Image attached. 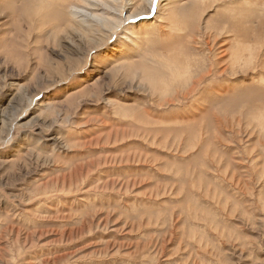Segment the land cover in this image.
<instances>
[{
	"label": "rangeland",
	"instance_id": "1",
	"mask_svg": "<svg viewBox=\"0 0 264 264\" xmlns=\"http://www.w3.org/2000/svg\"><path fill=\"white\" fill-rule=\"evenodd\" d=\"M0 264H264V0H0Z\"/></svg>",
	"mask_w": 264,
	"mask_h": 264
},
{
	"label": "bare ground",
	"instance_id": "2",
	"mask_svg": "<svg viewBox=\"0 0 264 264\" xmlns=\"http://www.w3.org/2000/svg\"><path fill=\"white\" fill-rule=\"evenodd\" d=\"M71 7H72V6H71ZM73 8H74V7H73ZM76 9H77V8H76ZM76 9H75V10H76ZM77 13H79L78 10H77ZM75 16H76V15H75ZM81 16L83 17V14H81ZM129 17H132V16L130 15ZM89 20H90V19H89ZM77 24H78V23H77ZM95 31H96V30H95Z\"/></svg>",
	"mask_w": 264,
	"mask_h": 264
},
{
	"label": "snow or ice",
	"instance_id": "3",
	"mask_svg": "<svg viewBox=\"0 0 264 264\" xmlns=\"http://www.w3.org/2000/svg\"><path fill=\"white\" fill-rule=\"evenodd\" d=\"M161 7H162V5H161Z\"/></svg>",
	"mask_w": 264,
	"mask_h": 264
}]
</instances>
